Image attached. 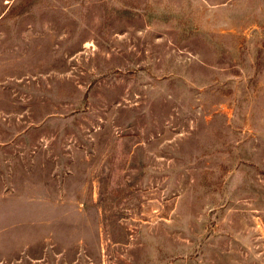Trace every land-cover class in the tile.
I'll return each instance as SVG.
<instances>
[{
  "label": "rangeland",
  "instance_id": "rangeland-1",
  "mask_svg": "<svg viewBox=\"0 0 264 264\" xmlns=\"http://www.w3.org/2000/svg\"><path fill=\"white\" fill-rule=\"evenodd\" d=\"M0 264H264V0H0Z\"/></svg>",
  "mask_w": 264,
  "mask_h": 264
}]
</instances>
